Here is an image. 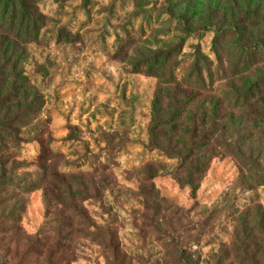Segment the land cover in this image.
I'll use <instances>...</instances> for the list:
<instances>
[{"label":"rangeland","instance_id":"obj_1","mask_svg":"<svg viewBox=\"0 0 264 264\" xmlns=\"http://www.w3.org/2000/svg\"><path fill=\"white\" fill-rule=\"evenodd\" d=\"M38 11V41L14 53L25 81L15 100L22 110L34 98L35 120L15 144L0 139V264H264V107L245 95L264 79V0H39ZM177 46L175 80L196 52L206 65L209 153L194 192L148 145L157 80L139 62ZM239 62L251 64L231 80ZM46 137L71 182L56 203L36 162ZM150 185L166 201L157 218Z\"/></svg>","mask_w":264,"mask_h":264},{"label":"trees","instance_id":"obj_2","mask_svg":"<svg viewBox=\"0 0 264 264\" xmlns=\"http://www.w3.org/2000/svg\"><path fill=\"white\" fill-rule=\"evenodd\" d=\"M38 2L39 0H0V139L5 136L10 144H15L19 140L21 135L19 130L28 127L35 120L34 113L37 112L34 98L31 101L22 98L24 109H18L21 101L18 103L15 100V92L25 81L21 80L19 73L15 71L20 58H15L14 53L38 41L40 31L44 27V18L39 14ZM208 28L201 27L203 32L208 31ZM183 33L189 35L190 30L184 27ZM260 47H262L261 42L256 41L244 53L253 57L256 51L259 52ZM180 54L181 48L178 46L161 48L149 58L139 62V65L149 64L146 73L150 76L154 75L157 80L150 128L147 132L149 148L161 152L168 159L175 160L177 165L174 172L177 175L175 178L177 183L189 186L194 192L209 153V150L203 148L199 142L198 128L201 105L197 104V100L206 92L205 86L201 84L202 65L205 64H202L203 58L196 52L195 62L188 68L187 76L184 80L177 81L175 71ZM250 64L242 62L233 64L229 69L230 79L245 75ZM152 68L156 71L154 74L151 72ZM6 86L8 93L2 95ZM263 86L264 79L261 78L253 83L247 82L245 89V95L250 96V100L253 99L250 107L256 111L264 107ZM14 104L17 106V111L12 113L10 108ZM190 106L194 108L187 112L186 119L180 124L178 114ZM4 107L6 109L2 111ZM50 142V137L39 141L40 153L36 162L43 171L41 184L44 194L56 203L62 199L63 194L68 193L71 182L57 170L56 161L59 155L52 152ZM145 174L148 177L146 182H150L153 176L149 172ZM145 195L151 202L157 218L160 205L166 201L158 197L151 185ZM173 212V216H178L175 210Z\"/></svg>","mask_w":264,"mask_h":264}]
</instances>
